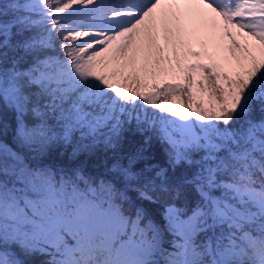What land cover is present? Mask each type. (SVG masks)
I'll return each instance as SVG.
<instances>
[{
	"label": "snow or ice",
	"instance_id": "6c2138e0",
	"mask_svg": "<svg viewBox=\"0 0 264 264\" xmlns=\"http://www.w3.org/2000/svg\"><path fill=\"white\" fill-rule=\"evenodd\" d=\"M0 264H264V0H0Z\"/></svg>",
	"mask_w": 264,
	"mask_h": 264
},
{
	"label": "trees",
	"instance_id": "16d2710c",
	"mask_svg": "<svg viewBox=\"0 0 264 264\" xmlns=\"http://www.w3.org/2000/svg\"><path fill=\"white\" fill-rule=\"evenodd\" d=\"M169 100H171V98L169 97ZM161 102L163 103V98H161ZM178 102L177 101H172L173 106H176ZM184 103H187V98L184 97ZM164 115H167V113H164ZM10 142V140H9ZM150 212H153L156 215L157 221L160 222V216L159 213L162 211V209L156 208L155 206H151L149 208Z\"/></svg>",
	"mask_w": 264,
	"mask_h": 264
},
{
	"label": "rangeland",
	"instance_id": "374dc122",
	"mask_svg": "<svg viewBox=\"0 0 264 264\" xmlns=\"http://www.w3.org/2000/svg\"><path fill=\"white\" fill-rule=\"evenodd\" d=\"M186 104V103H185Z\"/></svg>",
	"mask_w": 264,
	"mask_h": 264
}]
</instances>
